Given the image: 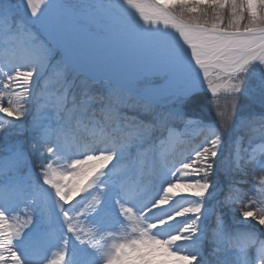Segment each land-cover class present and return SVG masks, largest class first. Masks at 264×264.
I'll return each mask as SVG.
<instances>
[{
	"label": "rangeland",
	"instance_id": "374dc122",
	"mask_svg": "<svg viewBox=\"0 0 264 264\" xmlns=\"http://www.w3.org/2000/svg\"><path fill=\"white\" fill-rule=\"evenodd\" d=\"M62 2L72 28L95 39L123 36L119 27H113L119 24V18L108 17L110 7L140 18L124 0ZM138 2L146 9L155 7L152 0ZM20 4L21 0L18 5L0 1V17L4 18L0 20V48L5 54L19 53L22 48L32 46L29 30L16 28ZM252 6L253 0H249L248 7ZM256 6L264 12L263 4ZM229 11L225 6L221 13L224 22ZM81 14L91 15L83 17ZM166 14L185 23L194 18L207 19L209 23L213 19V9L203 6V0L194 11L174 5ZM244 15L247 19V11ZM139 27L145 29L144 24ZM145 30L156 33L161 27L156 24L153 28L149 24ZM47 42L59 58L61 50H56L50 40ZM71 42L80 57L92 63L103 61L102 56H93L78 46L73 37ZM22 60L26 61L24 57ZM27 63L26 68H31ZM15 71L0 67V107H23L28 114L11 125L9 121L13 118L0 117V127L5 129L0 136V169L8 174L0 179V210L7 229L15 228L17 220L33 218L24 239L15 243L24 264H48L65 239L69 241L67 251L71 264H103L109 254H112L110 264H185L179 258H172L174 254L169 253L162 241L181 234L189 220L186 210L197 198L187 194L186 189L193 187L189 181L195 177L185 172L183 163H195V151L216 127L221 128L225 145L217 162V172L210 176L213 186L208 195L214 194L202 205L207 209L204 224L209 225L202 250L206 251L211 243L210 226L218 215L226 213L235 217L244 210L264 208V171L259 165L264 160V137L253 136L264 133V117L260 115L264 112L260 103L264 98V79L259 72L241 82L244 91L235 98L238 101L223 90L214 97L206 90L188 97V102L207 106L211 117L201 118L185 112L186 115L214 123L213 127H188L187 124L193 122L174 121L167 129H141L144 138L138 143L143 146L130 144V157L121 160L117 153L116 161L108 165L103 159L90 157L111 153L119 144L128 142L138 126L147 123L142 104L132 98L142 101L109 83H93L79 73L67 77L44 73L35 77L26 90L9 78ZM141 71L134 70L129 76ZM133 83L130 77L125 86L137 93L138 88ZM26 91H31L32 95L24 104ZM40 95L41 99L35 100ZM209 96L212 97L210 103ZM241 101L254 107L250 105L244 111ZM75 112L78 122L68 123L67 119ZM241 117H244L242 122ZM229 118L238 122L234 131L223 126ZM25 136L27 144L23 140ZM57 192L69 198L68 201L61 200ZM41 198L43 202L37 203ZM97 199L102 201L100 205H95ZM93 207L100 210L93 212ZM65 214L70 219L66 220ZM158 222L163 226L153 228ZM69 223H74L81 238H87L85 233L92 236L95 246L73 240L67 231ZM257 227L255 221L247 225L249 230ZM183 247L193 251L188 245L177 247V251ZM229 259L235 261L236 257Z\"/></svg>",
	"mask_w": 264,
	"mask_h": 264
},
{
	"label": "snow or ice",
	"instance_id": "6c2138e0",
	"mask_svg": "<svg viewBox=\"0 0 264 264\" xmlns=\"http://www.w3.org/2000/svg\"><path fill=\"white\" fill-rule=\"evenodd\" d=\"M48 2L49 0H21L19 6L20 19L16 23V28L19 30L23 27L29 30L32 40V46L22 48L19 55L32 67L25 70L17 68L15 75H10L9 78L19 82V85H23L26 90L35 77H40L44 73L51 72L57 77L81 73L76 64L69 59L67 47L62 48L57 58L40 31L44 8ZM201 2L202 0H152L155 7L146 9L138 0H124V4L139 13L145 29L149 24L154 28L159 21L165 25L171 22L179 37L173 42L166 36L148 32L117 12L122 34L132 50L152 55L147 66L137 75L133 83L138 88L136 94L142 101L147 123L138 126L135 135H130L128 142L119 144L111 153L104 152L90 158L103 159L109 165L116 161L117 153L121 160L130 157V144L142 147V143L138 141H143L144 131L149 127L167 129L174 121L193 122L187 124L188 127H213L214 123H204L186 115L183 105L188 97L205 90L214 97L223 90L235 99L243 93L241 82L245 81L247 76L259 72L264 79V12L256 6L262 0H253L251 8L248 7L249 0H244L240 7H237L239 0H203V6L213 9V19L210 23L207 19L201 21L197 18L190 23H177L170 20L166 14L174 5L194 11ZM225 6L230 9L226 26L221 14ZM245 11H247V19L244 15ZM3 19L0 17V20ZM242 21L243 27H241ZM104 80L105 83L108 82L106 78ZM87 93L88 89L85 86L84 95L87 96ZM31 95V91H26L24 104ZM211 98L208 97L209 103ZM260 103L264 106V98ZM0 113L13 118L9 121L10 125L22 121L28 114L23 107L4 106L0 107ZM260 115L264 117V112ZM243 119L244 117H241L240 122ZM223 126L234 131L238 128V122L229 118L224 121ZM4 130L0 127V136ZM224 145L221 128L216 127L195 151L193 159L195 163H183L185 172L195 177L189 181L193 183V187L186 189V193L197 198L196 203L186 210L189 220L181 234L162 243L169 253L174 254L172 258H179L185 264H264V208L258 211L244 210L235 217H229L226 213L218 215L210 226L211 243L206 251L202 250L209 232V225L204 224L207 209L202 208V205L214 194L213 192L208 195L210 187L213 186L210 176H214L217 172V162L222 155ZM259 165L260 170L264 171V160H261ZM0 174H3L2 169ZM57 196L65 202L69 199L59 192ZM94 203L100 205L102 201L97 199ZM92 210L96 212L100 208L93 207ZM241 216L243 219H240ZM65 219H70L67 214ZM252 221L258 226L255 230L247 228ZM15 223V228H8L6 243L0 244V264L4 261L9 264H24L23 258L15 249V243L24 239V233L33 223V218L30 217L23 222L17 220ZM162 226L159 222L152 225L153 228ZM67 231L78 244L95 246L92 236L88 233H85L87 238H81V235L77 234L79 230L74 223L68 224ZM68 244V239L63 240L61 249L48 264H71L68 260ZM182 245L191 246L193 251L189 252L187 247L177 251V247ZM230 256H235L236 260L231 261ZM240 257L244 259L241 260ZM111 259L112 254L107 255L103 264H110Z\"/></svg>",
	"mask_w": 264,
	"mask_h": 264
},
{
	"label": "bare ground",
	"instance_id": "6f19581e",
	"mask_svg": "<svg viewBox=\"0 0 264 264\" xmlns=\"http://www.w3.org/2000/svg\"><path fill=\"white\" fill-rule=\"evenodd\" d=\"M54 5H55V0H49L47 6L44 8V12L42 16V26L40 28V31L48 39H50V25L58 29L56 16L58 15V18H60L61 16L59 11L56 13L57 15H55L56 7ZM118 11L120 12L121 15L125 16L130 22L134 23L136 26L139 27L140 25L143 24L140 18L134 16L131 12H125V11L118 10L113 7L109 8L110 14L108 17L110 19L111 18L113 19L114 17H118L117 16ZM81 15L83 17H90L91 14H87V15L81 14ZM169 18L177 22L176 19L171 14L169 15ZM68 19H69V15H65V22H66L68 32L76 40V44L78 46H81L84 50H88L93 56H97V55L102 56L103 58L102 62L92 63L88 60V58H82L79 55L81 60L88 66L93 67L95 71H99V72L106 71V69H109V67L112 64L120 63L123 60L124 55L128 54L132 50V48L129 46L124 36L120 38L109 37V38L95 39L92 37L81 35L76 31L75 28H72ZM177 23H180V22H177ZM157 25L161 27V30L156 32V34L168 35V34L178 33L176 29L172 27L171 22L168 25H165L162 21H159ZM113 27L115 28L119 27L121 29L119 24H113ZM55 35H56L55 36L56 41L59 44L60 49L62 50V48L65 46L64 37L61 32L60 34H57L56 32ZM68 57H70L69 52H68ZM27 62H28L27 60L26 61L22 60V57L21 55H19L18 52L15 54L9 55V54H5L3 50L0 48V67L7 66L14 70H16L17 68H20V70H25ZM147 62H146V65L142 67L141 70H143L147 66ZM116 75H117V78H120L122 77V72H118ZM129 75H127V79L132 77V79L135 80L138 74L136 73L134 76H129ZM17 84H19V82ZM76 114L78 115V113L76 112L73 113L72 114L73 116L71 115L72 117L67 119V122L77 123L78 117ZM4 115L6 114L0 113V117ZM7 231L8 229H7L5 217L3 216L2 211L0 210V244L6 243ZM2 264H9V262L4 261L2 262Z\"/></svg>",
	"mask_w": 264,
	"mask_h": 264
},
{
	"label": "water",
	"instance_id": "95a60500",
	"mask_svg": "<svg viewBox=\"0 0 264 264\" xmlns=\"http://www.w3.org/2000/svg\"><path fill=\"white\" fill-rule=\"evenodd\" d=\"M54 6L56 7L55 15H57L56 13L58 11L61 15L60 18H58V15L56 16L58 29L50 25V39L48 38L46 39L51 41L55 49L58 51L61 50L59 44L56 41V37H55L56 32L57 34H60L61 32L64 37L65 46L67 47L69 55H70L69 59L73 63L76 64L77 68L81 72L79 73L80 75H82L84 78L90 80L93 83L100 82V81L105 82L104 78H106L108 81L107 83H109L111 86L117 89H120L121 91L131 96L138 98L136 93H133L130 89H128L125 86V81L127 79V75H129L132 71L141 70L142 67L146 65V62L152 58V55L149 53H139L134 50H131L128 54L124 55L123 60L120 63L112 64L109 67V69H106V71L104 72L95 71L93 67L88 66L81 60V58L79 57V55L76 53V51L73 48V45L71 42L72 36L68 32L66 22H65L66 8L64 7L62 0H55ZM73 15L76 16L75 14ZM173 17L175 18V16ZM179 22L185 23L183 21H179ZM163 36H166L173 42H176L179 37V33L168 34V35H163ZM118 72H122V77L117 78L116 74ZM92 77H96V78L93 79Z\"/></svg>",
	"mask_w": 264,
	"mask_h": 264
},
{
	"label": "trees",
	"instance_id": "16d2710c",
	"mask_svg": "<svg viewBox=\"0 0 264 264\" xmlns=\"http://www.w3.org/2000/svg\"><path fill=\"white\" fill-rule=\"evenodd\" d=\"M0 1H5V0H0ZM7 2L9 1H11L13 4H15V5H18V0H6ZM243 2H244V0H239V4L237 5V7H240L241 5H243ZM261 4H263L264 5V0H262V2H261ZM262 6V5H261ZM246 12V11H245ZM223 23L225 24V26L227 25V22L225 21H223ZM241 27H243V24H241ZM56 51V50H55ZM79 78H82L80 75L78 76ZM42 95V94H41ZM39 96V98L38 99H35V100H39V99H41V97L42 96ZM233 99V98H232ZM132 100H134V101H136L137 103H139V104H142V103H140L139 101H137V99L135 100V99H133L132 98ZM194 100V99H193ZM233 100H235V101H238L239 99L237 98V99H233ZM188 101H190V100H186L185 101V103H184V105H183V109L185 110V112L186 113H188V115H195V116H198V117H201V118H204V117H206V118H208V117H211V115H210V112H209V110L206 108L207 106H203L202 104H199V103H195V102H188ZM242 102V104H243V107L245 108L244 109V111H246V110H248L249 109V106L251 105V104H249L248 102H244V101H241ZM187 103V104H186ZM251 106H253V105H251ZM250 106V107H251ZM254 107V106H253ZM248 119V118H247ZM254 137H264V133H256L255 135H253ZM23 140H24V142H25V144H27V139H26V136H25V138H23ZM8 174H6V173H4V174H0V179H3L4 177H6ZM43 202V199L41 198V199H38L37 200V203L38 202Z\"/></svg>",
	"mask_w": 264,
	"mask_h": 264
}]
</instances>
